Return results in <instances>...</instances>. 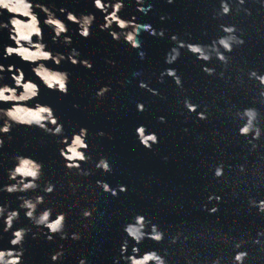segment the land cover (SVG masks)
<instances>
[{"label": "water", "instance_id": "95a60500", "mask_svg": "<svg viewBox=\"0 0 264 264\" xmlns=\"http://www.w3.org/2000/svg\"><path fill=\"white\" fill-rule=\"evenodd\" d=\"M0 90V264H264V0H0Z\"/></svg>", "mask_w": 264, "mask_h": 264}, {"label": "snow or ice", "instance_id": "6c2138e0", "mask_svg": "<svg viewBox=\"0 0 264 264\" xmlns=\"http://www.w3.org/2000/svg\"><path fill=\"white\" fill-rule=\"evenodd\" d=\"M96 4H97L98 6H100V4H101V0H96ZM116 7L119 8V5H117ZM225 11H227V8H225ZM61 30H63L62 26H61ZM85 35H87V31H85ZM222 43H223V42H222ZM7 51H8L9 53H13V52H15L16 50L13 49V48H9V49H7ZM197 51H198V49H197ZM45 55H47V54H45ZM60 86H61V88L64 87L63 84H61ZM3 91H5V90H0V97L3 96ZM42 111H47V110H46V109H42ZM52 122H53V124L56 123L55 120H53ZM4 131H7V129H4ZM57 131H59V129H57ZM243 131H244V132H247V129L245 128V129H243ZM141 133H143V129H141ZM147 139L152 140V139H154V137H148ZM76 143H77V144H80V143H81V140H80L79 137L76 138ZM74 154H75V155H78V156L80 155L79 153H74ZM81 158H83V157H81ZM27 163H28V162H25V164H27ZM104 167H107V165L105 164ZM21 170H22V169H17V171H21ZM28 174L31 175V176H35V175H36V172L32 171V172H29ZM217 174L219 175V172H218ZM43 219H47V214H45V216L43 217ZM62 219H63V218L61 217V218L58 219L54 224L50 225V227H51L53 230H55V229L59 226V224H60V222H61ZM20 235H21L20 232H17V233H16V237H17V239L20 238ZM155 238H156L157 240L160 239L159 236H156ZM13 243H16V240H13ZM0 255H2V254H0Z\"/></svg>", "mask_w": 264, "mask_h": 264}, {"label": "clouds", "instance_id": "9594fccd", "mask_svg": "<svg viewBox=\"0 0 264 264\" xmlns=\"http://www.w3.org/2000/svg\"><path fill=\"white\" fill-rule=\"evenodd\" d=\"M221 42H223V41H221ZM226 48L228 47V45L227 44H225L224 45ZM161 119H163V118H161ZM246 129H247V131H248V128L247 127H245ZM244 128V129H245ZM243 131V130H242ZM244 132V131H243ZM105 169H107V167H105ZM63 218V217H62ZM242 255H244L243 253H241V254H238L237 256H236V260H240L241 259V256Z\"/></svg>", "mask_w": 264, "mask_h": 264}]
</instances>
